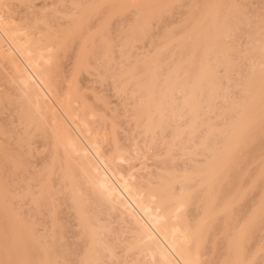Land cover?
Listing matches in <instances>:
<instances>
[{"label": "bare ground", "instance_id": "obj_1", "mask_svg": "<svg viewBox=\"0 0 264 264\" xmlns=\"http://www.w3.org/2000/svg\"><path fill=\"white\" fill-rule=\"evenodd\" d=\"M47 1L35 10L0 0V115L10 119L0 125V177H24L27 205L23 219L8 208L1 220L2 246L21 247L11 264L66 263L56 260L61 207L78 229V264H264V179L254 204L245 197L257 180L232 188L264 128V21L257 38L249 27L256 64L232 103L216 72L232 73L224 42L240 32L234 0ZM179 6L184 22L138 55L150 25ZM83 74L106 95L95 84L82 91ZM6 197L0 188V205Z\"/></svg>", "mask_w": 264, "mask_h": 264}, {"label": "rangeland", "instance_id": "obj_2", "mask_svg": "<svg viewBox=\"0 0 264 264\" xmlns=\"http://www.w3.org/2000/svg\"><path fill=\"white\" fill-rule=\"evenodd\" d=\"M30 1L33 2L32 5H35V7H33L35 10H37L39 8V6L42 7L41 4H43V2H44L42 0H41L42 2L40 0H30ZM46 1L47 0H45V2ZM50 1L52 3L53 0H49V6H50ZM55 1L56 0H54V2ZM66 1L67 0H65V2ZM117 1H120L121 3H124L127 0H117ZM204 1L207 2V0H204ZM45 2H44V4H45ZM186 3H188V2H186ZM186 3H185V5H186ZM14 4L15 3H13L11 6L13 7ZM46 4L48 5V1H47ZM183 4H184V2L182 3V7H183ZM234 4L236 6V10L238 12H240V14H241L240 17L238 18L239 19L238 22H242L244 27L242 26V23H241L240 24L241 26L239 27L240 28L239 34L237 32L236 34H238V35L237 36L235 35L236 37L231 38V39L228 38L224 42L226 46H230V47L232 46L233 47V50H232L233 52L229 53L230 59H231L232 64H233L232 73L230 71V73L226 74V72L225 71H221L222 69H220V68H218V69H220V71L218 70L219 72L217 71L216 72L217 74L215 73L216 77H217V80L219 81L218 84L221 83V87L220 88L223 90L224 86L226 87L224 89H226L227 93L225 91L226 96L224 95L222 97V99L226 97L227 99H229V101H232V103H233V101L235 102V101L239 100V98H240V92H238L239 85L243 81L242 79H244V78H246L248 76V74L250 72V68L253 65L256 64V62L254 60H252V58H250L251 56L249 55V51H250V48H251V43H250L251 39L250 38L252 37V32H253L252 28L254 26L256 27L259 24V19H262V21H264V0H234ZM56 5L59 6L58 4H56ZM56 5L54 7H56ZM43 6H45V5H43ZM180 6H179V9L177 8V10H176V8H173L176 11L172 9L173 11H175V13L171 12V15L173 13V16H171L169 14V15L165 16L166 18L162 17L161 21H163V22H161V21L159 22L161 24L158 25V23H157V26H153V24H155V22H153V24L150 23V24H152V25H150L152 27V30L149 29V30L152 31L150 33L151 35L148 32L147 33L148 35L146 34L147 35V39H143L144 42L146 41L145 42L146 44H142V42H141V45L142 46L145 45V47L143 46L142 48H140L141 45H140V47H139V45H137V47L135 46L136 48L132 49V50H134L133 53H136L137 52L136 49L139 47L138 48L139 54L138 53L137 54L142 56V54L146 52L145 49H147V52L150 49V47L149 48L147 47V46H149V45H147V43L149 42L147 40L150 39V41H151L153 39L155 41L156 37L158 38L157 40H159L160 37H158V35L163 36V35H161L162 32L166 33L167 32L166 30L170 31V29H168V28H175L176 29L180 25V23H183L184 20L181 19V18H183L184 15H181L183 13H182V9H181L182 7L180 8ZM16 7H13L12 9H15ZM51 7L52 6H50V8ZM17 9L18 8H16V10ZM184 9L187 10V8H184ZM126 15H128V17H130L129 13L126 14ZM170 16L172 18H170ZM124 17H125V15H124ZM130 19H131V17H130ZM124 20L127 21V19H123V21ZM181 20H183V21H181ZM128 22H130V21L128 20ZM124 24H127V22H125ZM124 26H126V25H124ZM250 26H252V28H249ZM174 30H172V31H174ZM152 33H153V37H152ZM255 33L256 34H254V35L257 38V37L260 36V34L262 32H261V30L258 29V31L255 30ZM148 37H150V38H148ZM157 40L155 42L159 43L162 39H160V41H157ZM150 43L152 44V42H150ZM150 43H148V44H150ZM155 47H156V45H155ZM157 47H158V44H157ZM140 52H142V54ZM150 52H151V49H150ZM150 52L147 55H145V56H148L150 54ZM65 62H64V65H65ZM69 62L71 63L70 60H69ZM69 62L67 61V64H69ZM67 66H69V65H67ZM66 67L64 68V71H65V69L67 71L68 68H69L68 71H70L71 68L70 67L66 68ZM98 72H99V74H98L99 76L103 75L101 69ZM100 73H101V75H100ZM64 74H66V73H64ZM67 74L69 75V72ZM229 74H230V76H229ZM84 75H86V74H83V77H81L83 79H79L78 78L79 80H82L81 81V86L79 85V88L82 87L81 90L82 91L84 90V92H86V90H87L86 93L89 94V92H88V91H90L89 90L90 89V85L89 84H91V83H88V82L91 81V80H89V75H87V77H85ZM96 75L97 74H95L94 76H96ZM227 75H228L229 78L227 77L228 80L225 81L224 79L226 78ZM79 76H81V75H79ZM94 76L90 75V77H94ZM97 80H98V78H97ZM94 82H95V80H94ZM78 83H80V82H78ZM92 84H95V83H92ZM95 85H94V87H95V89L97 91L99 89L98 86H100V84L96 83ZM106 85H108L107 81H106ZM109 85H111V83ZM83 86H84V88H85V86L86 87L89 86V89H88V87H87V89H84ZM100 87H101V90H100L101 94H104V92L105 93L108 92V90H106V86L105 87L103 86V89H105L107 92L105 90L102 91V86H100ZM93 88L91 87V90ZM107 89H108V87H107ZM110 89L111 88L109 87V94H107V96H108V99H109V103H112V104L111 105L109 104V106L112 107V108L119 107V105L115 106L116 104H118V102H116L117 101L116 98H112L111 101H110V97L113 96L111 91H110ZM96 91H94V92H96ZM100 91H99V94H100ZM110 93H111V95H110ZM104 95H106V94H104ZM107 96H106V99H107ZM108 99H107V101H108ZM225 99H223V100L225 101ZM227 99H226V101H228ZM224 101L222 102V100H221V101H219V103L220 104H222V103L225 104ZM1 120H2V122H4V121L8 122V120L10 121V119L7 118V115H0V125L2 123ZM121 134H122V136H124L126 138L124 133H121ZM118 135L121 136L120 134H118ZM119 136H118L119 139H121V140L123 139L122 141H125L124 137H122V136L119 137ZM122 141H121V143H122ZM124 143L126 145V142H124ZM241 156H242V158H240V162L237 163L238 166L236 165V167H235L236 168L235 169L236 172H235V178H234V181H233L232 188L235 191H239V190L244 189L245 187H247V185L249 184L250 181L257 180L258 181V183H257L258 187L255 188V191L253 193H249V196H247L248 198L245 197L247 199L245 201L249 205L250 203L252 204L255 200H258V197H260V195H261V192H260L261 191V187L263 186L262 184H263V179H264V173H263V169H264V128L256 133L251 146L249 148L245 149L244 151H242ZM5 168H7V167L3 166V169H5ZM2 174L3 175L0 177V188L2 189V192H6L7 193V197H6L7 201L0 205V225L2 224L1 220L3 219V216L5 215V210H7L8 208H13L16 212L20 213L21 216H19L20 217L19 219H23L24 218V213H25V211L27 209V205L25 204L24 197H23V189H24V183H25L24 182V177L21 176V175H17V177L15 179H13V177H11L7 173H2ZM246 203H244V204H246ZM247 204L245 206H248ZM241 207L242 206H240V208ZM243 207H244V205H243ZM248 207H250V206H248ZM240 208H238V211H239ZM240 210H244V212L241 211V212L244 213V216L249 211L248 209H247L248 211L247 210L245 211V207L243 209L241 208ZM58 213L61 215V222L63 224V227H64L65 231L67 232V235L63 239H61L60 241L56 242V245L58 246V251H59V255H58L59 258L56 259V260H57V262H61L62 260H65V262H66L65 264H68V263L69 264H75V263H77V259H78L77 256L79 254V253L78 254L76 253L77 252L76 249L79 248V247H77V244H78L77 243L78 242L77 241V239H78L77 238L78 229L74 226V220H73V217L71 216V213L69 211H67L65 208L61 207V208L58 209ZM243 213H241V214H243ZM241 214H239V217H240ZM236 215H238V213ZM239 217H238L237 221L240 219ZM243 217H241V218H243ZM236 224H235V226H237ZM0 228H1V226H0ZM44 229H47L46 232H49L50 225L46 224ZM37 231H38L37 232L38 236H45L44 235L45 231L41 227H39ZM256 233L258 234L259 231H257ZM255 234H253V235L255 236ZM1 235H2V238H7L8 237L6 232L1 233L0 236ZM255 239L253 238L251 240H254V242L256 241V243H257L258 239L257 240H255ZM222 241H221V239L218 238L217 241H215L216 243H215L214 246L216 247V249L220 253L223 254V253H225L226 245ZM254 242L250 241L247 249H250V248L254 247V244H255ZM210 245H208L209 246L208 248H211ZM20 251H21V247H18L15 251H13V252H11L9 254L8 248H4L2 246V243H0V264H11L12 261H14L13 263H16V262L18 263V258H19ZM76 254H77V256H76ZM35 257L36 256H31V258L33 260H35ZM258 262H260V261H258Z\"/></svg>", "mask_w": 264, "mask_h": 264}]
</instances>
